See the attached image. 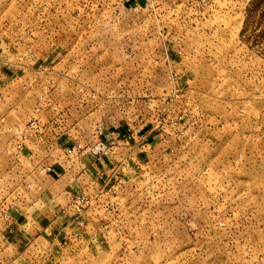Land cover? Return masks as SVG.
I'll return each instance as SVG.
<instances>
[{
	"label": "rangeland",
	"instance_id": "obj_1",
	"mask_svg": "<svg viewBox=\"0 0 264 264\" xmlns=\"http://www.w3.org/2000/svg\"><path fill=\"white\" fill-rule=\"evenodd\" d=\"M250 1L0 0V264H264ZM34 117L56 146L12 160Z\"/></svg>",
	"mask_w": 264,
	"mask_h": 264
},
{
	"label": "built area",
	"instance_id": "obj_2",
	"mask_svg": "<svg viewBox=\"0 0 264 264\" xmlns=\"http://www.w3.org/2000/svg\"><path fill=\"white\" fill-rule=\"evenodd\" d=\"M42 123L43 121L40 118L34 117L28 122L27 125L23 127H21L20 125H16L14 127V132L17 133L18 135L16 137L13 136L10 144L7 146L5 150L6 154L12 157V160L18 159L22 155L23 149L25 148L27 143H29V140H31L32 136H34L35 142H37L38 144H44L42 147L45 151H51L52 147L56 146L57 140L55 139V137L52 140L48 141L45 139L42 133H45V131H48V130L50 132H54L55 127H57L56 124L58 123V119L53 118L48 125H45ZM61 150H62V154L64 155V157H70L71 154L74 152L75 147L65 145L63 148H61ZM87 150H89L90 156H92L93 158L94 157L97 158L99 157L98 154H100L101 147H100V144L97 143L96 145L92 146L91 148ZM24 155L27 158L25 165L26 166L31 165L32 161L30 160V158L32 159L33 155L29 154V151H28V154H24ZM36 166L38 167L39 173L49 174L53 171V165L48 162H39L36 164ZM0 187H1L0 192L2 193V195H4V197H7V194H8L7 183L5 182L4 185H0ZM38 188H40V186ZM79 202H85V197H82L81 201ZM8 212H9V207H8V203H6L4 206H1L0 208V213L6 220H7ZM6 227L8 228V225ZM8 229L9 231L12 230L11 228H8Z\"/></svg>",
	"mask_w": 264,
	"mask_h": 264
},
{
	"label": "trees",
	"instance_id": "obj_3",
	"mask_svg": "<svg viewBox=\"0 0 264 264\" xmlns=\"http://www.w3.org/2000/svg\"><path fill=\"white\" fill-rule=\"evenodd\" d=\"M263 0H251L248 7V13H251L255 7H257Z\"/></svg>",
	"mask_w": 264,
	"mask_h": 264
}]
</instances>
